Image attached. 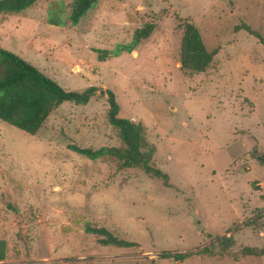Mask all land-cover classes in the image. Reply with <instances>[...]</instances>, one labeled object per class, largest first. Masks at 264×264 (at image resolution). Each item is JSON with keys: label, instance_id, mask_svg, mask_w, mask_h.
<instances>
[{"label": "rangeland", "instance_id": "374dc122", "mask_svg": "<svg viewBox=\"0 0 264 264\" xmlns=\"http://www.w3.org/2000/svg\"><path fill=\"white\" fill-rule=\"evenodd\" d=\"M73 1L0 13L1 48L65 90L95 87L34 135L0 120V264H264L243 252L264 249V43L236 28L264 40V0H99L76 24ZM185 22L216 52L192 76L179 63ZM145 24L133 48L98 59ZM108 91L118 116L143 127L166 181L70 147L123 148Z\"/></svg>", "mask_w": 264, "mask_h": 264}, {"label": "trees", "instance_id": "16d2710c", "mask_svg": "<svg viewBox=\"0 0 264 264\" xmlns=\"http://www.w3.org/2000/svg\"><path fill=\"white\" fill-rule=\"evenodd\" d=\"M37 0H0V13L21 12L32 6ZM99 0H74L70 12L73 24L79 22L81 17ZM52 24H55L52 22ZM243 28L256 36L262 43L260 35L246 24L236 26ZM152 31V24H145L133 33L131 44L121 46L114 51L104 50L98 54L99 60L109 56H116L124 50H130L140 40L146 38ZM215 50H208L203 44L198 28L191 23L183 24L179 63L185 75L206 70L215 54ZM94 86L82 91L65 90L55 80L46 76L37 67L17 54L0 47V120L5 121L22 131L34 135L42 126L51 111L64 101L75 104H86L93 96ZM108 111L107 118L119 133L123 148L101 147L97 150L81 148L76 145L70 147L88 158L95 159L104 154L117 156L123 167L135 166L141 168L147 175L167 180V175L151 163L154 146L144 137L143 127L130 119L118 116L119 105L113 92H107ZM91 231L103 234L100 241L104 244L126 245L128 242L119 240L103 228H91ZM228 238L223 237L220 242L227 244ZM5 243L0 240V260L4 258ZM244 254L262 255L264 249L252 247L244 248ZM188 253L174 254L175 259H182Z\"/></svg>", "mask_w": 264, "mask_h": 264}, {"label": "water", "instance_id": "95a60500", "mask_svg": "<svg viewBox=\"0 0 264 264\" xmlns=\"http://www.w3.org/2000/svg\"><path fill=\"white\" fill-rule=\"evenodd\" d=\"M100 92L102 93V90Z\"/></svg>", "mask_w": 264, "mask_h": 264}]
</instances>
